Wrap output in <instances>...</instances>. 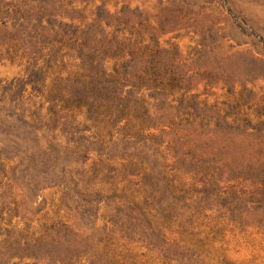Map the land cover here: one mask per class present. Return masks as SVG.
Masks as SVG:
<instances>
[{
  "label": "rangeland",
  "instance_id": "rangeland-1",
  "mask_svg": "<svg viewBox=\"0 0 264 264\" xmlns=\"http://www.w3.org/2000/svg\"><path fill=\"white\" fill-rule=\"evenodd\" d=\"M0 264H264V0H0Z\"/></svg>",
  "mask_w": 264,
  "mask_h": 264
}]
</instances>
